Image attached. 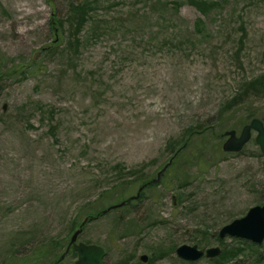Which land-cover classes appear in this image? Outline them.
I'll list each match as a JSON object with an SVG mask.
<instances>
[{"label": "rangeland", "instance_id": "1", "mask_svg": "<svg viewBox=\"0 0 264 264\" xmlns=\"http://www.w3.org/2000/svg\"><path fill=\"white\" fill-rule=\"evenodd\" d=\"M86 1L79 27L71 9ZM0 60L25 69L0 80V264L36 252L39 264H75L67 250L86 215L136 196L134 177L156 178L190 127L212 130L163 184L87 224L78 242L104 248L105 264L202 234L219 247L214 234L263 204L256 133L238 154L222 135L264 122V88H247L264 84V0H0ZM34 61L41 70L29 74ZM145 264L189 263L174 253Z\"/></svg>", "mask_w": 264, "mask_h": 264}, {"label": "trees", "instance_id": "2", "mask_svg": "<svg viewBox=\"0 0 264 264\" xmlns=\"http://www.w3.org/2000/svg\"><path fill=\"white\" fill-rule=\"evenodd\" d=\"M199 5L201 7V1H200ZM206 5L207 4L203 2L202 7L203 6L205 7ZM88 14H89V2H87V1L84 3H78L76 5L74 4L72 9H71V15H72V17H75L78 20L79 27L84 25V23L87 20ZM63 26H64V24L60 23L57 25H53L52 28H53V30H55L57 32V31H60ZM54 47H56V45H54ZM52 49L53 48L48 47L44 54H48ZM1 62L2 61L0 60V80L7 78V77H10L13 74H16L20 69L22 72H25L24 71L25 69L23 67H14V68L7 69L4 66L5 64H2ZM39 66L40 65L34 61L33 67L30 68L26 72L29 74H36V73L40 72V70H41V69H39ZM263 86H264L263 79H257L254 82L250 83V85H248L247 88L250 90H255L256 92H260L261 89H258V87L264 88ZM250 90L248 92L244 91L243 95L239 94V95H237V97L232 99V101L228 105L227 109H232L233 107H235L238 104V102H240L241 99L245 95L247 96V94L250 92ZM250 116H252V115H250ZM211 130H212L211 127H206V128L190 127L188 130H186V133L184 134V136L181 139L173 140V141L169 142L167 149H168V152H170L171 156L169 157L168 162L173 157H174V160H173L172 166L165 172V174L162 176L160 182L154 184L153 180H146L143 175H141V176L137 175L136 177H134L135 178L134 180L139 181V182L142 181L141 187L144 186L145 190L154 189L158 185L163 184L168 173L171 170L175 169L179 165L180 161H182L183 156L186 153V150L193 143L195 136L200 135V134H201V136L207 135L209 132H211ZM260 157H262L261 153H260ZM157 173H156V175H157ZM120 181H123L124 183H126L125 182L126 180L122 177L118 178V182H120ZM124 183H122L121 186L125 185ZM142 194H143V192H142ZM142 194H141L140 199L137 200L136 202L130 201L129 199H126V200L124 199L123 201L117 202V204L122 203V202H127L124 205V207H122L121 209H125L129 206H135L136 203L141 202V200L143 198ZM262 197L264 200V192H263ZM105 198L106 197L103 196L100 199L101 200L100 202H102V200H104ZM100 204L101 203H99L97 205L98 209L95 212L89 213L86 215V218L84 219L87 221L86 225L89 224L90 222L96 220L97 218L103 217L104 215L107 214V213L104 214V211L103 212L100 211V209L102 208V205L99 208ZM206 233H208V231H206ZM213 236H214L213 241L217 242V244L222 249V253L218 258L208 260L209 262H211L213 264H242V262H245L249 257L254 258V260L257 264H260V263H258V261L259 262L264 261V244L263 245H256L254 243H251V242H248L245 240L233 239L234 243L232 245H230V244L226 243V239H220V237L218 236V233L214 234ZM195 242L197 243V245H199V248L201 247L200 249H202V250H206L207 247L212 245V243L209 242V239H207L206 236H203V234H202V238L200 240L195 241ZM176 249H177V247L175 245H173L168 250L161 251L160 254L155 255V257H152L148 262L153 263L157 259H161V258H165L167 256H171V254H174L176 252ZM72 254H73V256H77V253L74 250L72 251ZM204 259H206V258H204ZM41 260H42V257H40L38 255V253L36 252L33 256L25 257L23 259V264H39L41 262ZM132 262L128 258L127 260L123 261L121 264H143L141 262V258L137 259V257ZM11 264H19V262L14 259V261H12Z\"/></svg>", "mask_w": 264, "mask_h": 264}, {"label": "water", "instance_id": "3", "mask_svg": "<svg viewBox=\"0 0 264 264\" xmlns=\"http://www.w3.org/2000/svg\"><path fill=\"white\" fill-rule=\"evenodd\" d=\"M252 132H256V144L259 146L263 155V168H264V123L259 119H253L250 124L246 125L240 136H237L236 131H228L224 134L228 137L223 145V151L227 153H239L252 139ZM174 157L168 164L159 171L157 178L153 181L156 183L161 178V175L172 165ZM140 193L136 196L138 199ZM125 203L114 205L108 211L115 210L124 206ZM84 221L81 228L77 230L70 241V247L73 246L78 254V260L75 264H105L106 250L100 246L87 245L82 242L78 243L79 237L82 233V228L86 225ZM221 239L231 237L246 240L257 245L264 243V204L257 205L248 210L245 216L235 219L229 224L223 226L219 231ZM222 253L220 247L209 248L206 251L199 249L198 246L182 245L177 248L176 255L183 261L194 263L202 260L204 257L208 259H216ZM143 262L148 261V257L143 255L141 257Z\"/></svg>", "mask_w": 264, "mask_h": 264}, {"label": "flooded vegetation", "instance_id": "4", "mask_svg": "<svg viewBox=\"0 0 264 264\" xmlns=\"http://www.w3.org/2000/svg\"><path fill=\"white\" fill-rule=\"evenodd\" d=\"M237 136H239V135H237ZM143 189V187H141V189L140 190H142Z\"/></svg>", "mask_w": 264, "mask_h": 264}]
</instances>
